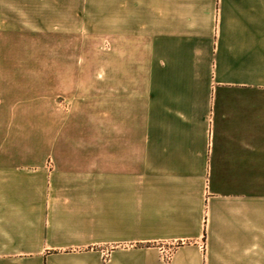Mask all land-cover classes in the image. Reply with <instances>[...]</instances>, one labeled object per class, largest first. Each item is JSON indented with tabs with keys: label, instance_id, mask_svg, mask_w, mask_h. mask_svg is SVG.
Returning a JSON list of instances; mask_svg holds the SVG:
<instances>
[{
	"label": "crops",
	"instance_id": "0c3cea01",
	"mask_svg": "<svg viewBox=\"0 0 264 264\" xmlns=\"http://www.w3.org/2000/svg\"><path fill=\"white\" fill-rule=\"evenodd\" d=\"M78 80L102 144L46 155ZM0 264H264V0H0Z\"/></svg>",
	"mask_w": 264,
	"mask_h": 264
},
{
	"label": "rangeland",
	"instance_id": "374dc122",
	"mask_svg": "<svg viewBox=\"0 0 264 264\" xmlns=\"http://www.w3.org/2000/svg\"><path fill=\"white\" fill-rule=\"evenodd\" d=\"M75 84V88L68 90V95L46 98L47 103L54 102L61 108L54 111L49 107L51 110L46 112V155H67L71 146L76 144H102L105 80H78Z\"/></svg>",
	"mask_w": 264,
	"mask_h": 264
},
{
	"label": "built area",
	"instance_id": "2783aa9c",
	"mask_svg": "<svg viewBox=\"0 0 264 264\" xmlns=\"http://www.w3.org/2000/svg\"><path fill=\"white\" fill-rule=\"evenodd\" d=\"M161 251H162L163 257L165 259H169L170 258V256H171V248L162 247Z\"/></svg>",
	"mask_w": 264,
	"mask_h": 264
},
{
	"label": "trees",
	"instance_id": "16d2710c",
	"mask_svg": "<svg viewBox=\"0 0 264 264\" xmlns=\"http://www.w3.org/2000/svg\"><path fill=\"white\" fill-rule=\"evenodd\" d=\"M137 246H142V245H137Z\"/></svg>",
	"mask_w": 264,
	"mask_h": 264
}]
</instances>
